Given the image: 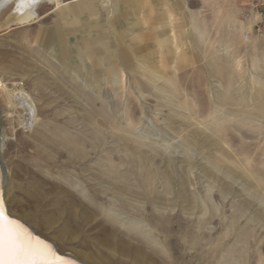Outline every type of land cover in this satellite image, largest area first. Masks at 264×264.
<instances>
[{
	"label": "rangeland",
	"instance_id": "1",
	"mask_svg": "<svg viewBox=\"0 0 264 264\" xmlns=\"http://www.w3.org/2000/svg\"><path fill=\"white\" fill-rule=\"evenodd\" d=\"M4 12L0 79L36 108L27 127L0 92L13 214L80 260L264 264V0H63L24 25Z\"/></svg>",
	"mask_w": 264,
	"mask_h": 264
},
{
	"label": "bare ground",
	"instance_id": "2",
	"mask_svg": "<svg viewBox=\"0 0 264 264\" xmlns=\"http://www.w3.org/2000/svg\"><path fill=\"white\" fill-rule=\"evenodd\" d=\"M43 3L44 4L48 3V5L53 4V5H55L56 8H59L62 6L63 0H0V14L2 15L3 12L5 11L4 14L9 13L8 18L11 22L12 21L17 22V25H24L26 23H30V22L37 20V18H38L37 8L40 7V5ZM17 84H14L15 88L12 90L13 95H10L8 92H10L11 90H9L7 85H5L4 82L0 79V92L4 93V94L7 93V95L9 94L8 100H9L10 104H13V100H16V102L21 105L20 108L24 111V116H23L24 117V121H23L24 124L27 127L33 126L34 121H35V117H36V108H35L34 104H32L30 102V100L28 99L29 96L25 92V90L22 88L21 89L18 88ZM74 188L80 194H84L82 191H80L78 189V187L75 186ZM4 190H5V184H4L3 174H2V168L0 166V194H3V196H4ZM84 196L86 198L89 197L88 195H84ZM4 198H5V196H4ZM100 211H101L102 217L106 221L111 222L115 226H117V225L123 226L119 222V218L115 214L110 213L108 211H105L102 208ZM10 215L12 218L16 219L21 225H23V227L28 232L32 233V235L34 237H38L40 239L45 240L46 242H49L45 238H43L41 235H39L37 232H35L34 229H32V227L28 223H26L22 218L17 217L11 211H10ZM76 216H78L77 213H76ZM88 217H91V216L88 215L85 217V219H88ZM78 219H79L78 217L75 218V221H74L76 223L75 225H73V224L68 225L65 228V230L62 232V234L60 236L61 240H65V239L66 240H75L79 236L78 234L80 232L81 225L77 224ZM123 227L125 228L126 231H128L131 234H135V233L138 234L141 237V239H143V241L147 244V246H150L153 249H157L158 246H157L156 242H154L151 238H148L149 235L147 236L146 233L141 232L139 229H137V231L134 232L133 229L136 230V228L132 227V226H123ZM102 245L108 247L110 244L107 241H103ZM124 251H126V250L124 249ZM58 254H60V253L58 252ZM77 254L80 255L82 258H84V260H80L78 258L67 257V256H65V258L75 259V260H77L78 264H102L96 258H94L91 255H86L84 253H78V252H77ZM135 259L137 261H139L138 260L139 257H135Z\"/></svg>",
	"mask_w": 264,
	"mask_h": 264
},
{
	"label": "snow or ice",
	"instance_id": "3",
	"mask_svg": "<svg viewBox=\"0 0 264 264\" xmlns=\"http://www.w3.org/2000/svg\"><path fill=\"white\" fill-rule=\"evenodd\" d=\"M0 264H78L58 254L53 244L34 237L10 215L0 194Z\"/></svg>",
	"mask_w": 264,
	"mask_h": 264
}]
</instances>
